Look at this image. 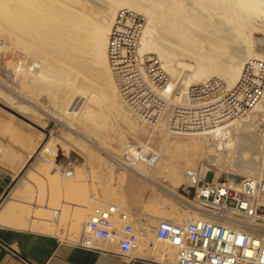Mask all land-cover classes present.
Segmentation results:
<instances>
[{
	"label": "bare ground",
	"instance_id": "obj_1",
	"mask_svg": "<svg viewBox=\"0 0 264 264\" xmlns=\"http://www.w3.org/2000/svg\"><path fill=\"white\" fill-rule=\"evenodd\" d=\"M93 8L96 9L94 13ZM260 33H264V0H0V36L6 35L9 42L13 44L28 41L29 47H31V51H29L32 55L37 52L41 55L44 54L43 57L39 55L41 56L40 60L32 59L33 66H35V69H31L33 81L49 87L50 84L55 83L52 78L50 79V72L57 76V73H54L56 72L54 67L58 66L57 72L64 71V81L61 86L58 84V87L66 89L67 93L64 92L65 98L63 93H60L63 95V99L57 97L62 103L66 101L65 108L58 100L59 98L57 100L59 104H62V108L69 117L81 113L82 110L79 112L75 111L76 109L70 110L68 105L71 103L69 101H72L70 99L73 98L74 100L78 95H82L85 99V105L83 104L85 108L84 114L81 115L85 117L78 115L81 120L85 118L83 119L85 122H87L86 119H90V121L93 119L94 121L93 117L96 115H108L111 121H117L116 125H118L119 120L125 122L127 130L135 133L137 126H139L135 122L136 120L145 125H147L145 122L154 121L152 125L154 131L161 129L160 131H165L168 135L193 136L195 141H198L193 143L188 140V142L190 141L189 144L193 143L194 146H197L194 150L197 151L201 148L205 155L213 161V164H208L202 168L201 175L198 174L199 172H192L193 175H185L180 183L173 180L172 183L162 184L153 178L154 174L166 171L169 172L166 173L167 175L172 176L175 174L174 172H177L176 167H157L158 172L154 171L153 168L138 167L139 164H136L137 167H132L133 170L153 181L151 184L152 194L148 203L145 204L152 211L151 213H162L163 215L171 213L175 217L178 214L176 210L178 203L187 202L188 197H192L190 189L194 186L193 182L198 176L204 177L208 169L216 170V176L221 178L222 173L228 171V169L223 171V167H235V170L229 172L231 180L235 182L244 176L256 177L259 175L264 162V133L262 140L259 141L260 139L257 140L256 138L259 136L257 130L254 133L258 135L255 136L251 131L253 129L250 128L253 125L251 121H255L256 118L261 119L262 125L264 123V103L262 104L264 102V51L260 52L259 50V46H264V35H256ZM10 43L9 45H13ZM46 46L49 48L47 49ZM6 47L8 48V44ZM39 56L38 58H40ZM3 58L1 57V59ZM57 59L61 61L55 63ZM124 63L127 64L124 65ZM112 64L119 69L124 67L122 73L126 81L125 84L127 88H132L127 91L126 97L132 94L129 100L136 110L146 112L143 115L144 119L133 113L118 94ZM181 68L187 69L189 72L184 74L181 72ZM23 72L27 77L25 70ZM245 75L256 77V82L261 86V89L259 90L257 87L251 98V101L253 100L251 106L243 112L241 109L239 115L236 113L238 110L234 109L235 105L229 104L227 106L229 115L235 114L236 118L233 119L232 116L228 115L224 118V121L230 118L228 123L201 127L198 131L189 130L181 134L166 131V120L170 115L169 112L174 106L181 104L183 99H186L184 95L188 93L192 85L208 83L216 77V82L220 84L217 86L220 87L221 83L224 84L222 88L217 90V95L220 96L225 91L239 87ZM58 81L61 82V80ZM79 82L90 83L94 86L98 84L99 90L81 86L78 84ZM56 91L58 92V89L55 88ZM60 92L63 91L60 90ZM61 99H65V101ZM141 102L146 104H141ZM186 103L187 101H184V104ZM128 114L136 120L131 121ZM90 121L88 125L91 124V126L88 128L91 129V134L98 133L100 126L96 125L97 121H94L95 124ZM85 128L87 129V126ZM106 129L108 130V127ZM106 129L104 130L106 131ZM79 130L81 129L79 128ZM113 130L120 135L119 138L122 137L123 133L119 125L115 126ZM96 135L98 136V134ZM114 136L112 135V137ZM50 137L49 139H51ZM124 139L126 138L124 137ZM256 140L259 142L257 143ZM190 145L184 143L180 146L184 152L188 146L191 148L192 145ZM180 146L177 143L176 152ZM192 148L194 147L192 146ZM67 149L69 153L70 149ZM46 150L48 148L44 146L41 151ZM122 151L120 149V155ZM166 151L169 152L170 149ZM53 153L57 156L60 155L56 150ZM68 153L66 155H69ZM78 164L74 168V174L67 177L68 181L59 183L56 180L57 173L55 172L54 178L50 180L51 183L53 181V184H50L49 195L46 194V198H44V194L39 193L40 189L37 190L39 195L35 203L45 205V212L48 209L53 216L49 220L42 221L44 219L42 214L33 211L31 214L33 219L30 220L32 222L29 225L24 223L20 227H30L37 232H51L60 236L59 227L67 223L70 215L72 217L71 227L76 230L81 227L83 222L81 219L85 209H87V202L84 203V199L82 202L79 201V196L87 176L82 175V167L85 165ZM241 168L245 169V175L239 171ZM184 169H188V167H184ZM46 175L48 174L46 173ZM190 176H194V179L189 178ZM27 180L35 182V178L32 176H28ZM45 180L48 181V179ZM154 185L166 188V195L155 191ZM28 190L32 191L31 189ZM57 190H60L61 194L56 199V196L53 197V193L55 191L57 193ZM30 193L32 194V192ZM102 193H105L104 190ZM16 195L17 193L12 192L9 202L3 208V213L12 212L15 209L11 202L19 200ZM90 196L92 197V195ZM70 208L72 211H69ZM15 210L19 211V216L23 215V211L20 209ZM165 218H169V216H165ZM174 221L181 220L178 218ZM254 224L264 227V213Z\"/></svg>",
	"mask_w": 264,
	"mask_h": 264
},
{
	"label": "rangeland",
	"instance_id": "obj_2",
	"mask_svg": "<svg viewBox=\"0 0 264 264\" xmlns=\"http://www.w3.org/2000/svg\"><path fill=\"white\" fill-rule=\"evenodd\" d=\"M93 7H96V6L93 5ZM95 11L96 9L93 8V13ZM2 35L0 36V54H1L0 59L1 57L2 58L4 57V58L0 60V163L10 173L7 176L6 184H4L3 186L2 199L3 201L9 202L10 195H12V192L17 193L16 197L19 198V200L17 202L15 201H12V202L10 201V202L15 207V209H20V211H23V215L19 216L18 215L19 211L17 212L15 209H13L12 212H8L11 216H13L14 220L17 221L16 224L23 226L22 224L26 223L27 225H29L30 222H32L30 220L33 219V216L31 215L33 214V211L37 214L39 213L42 214V216L44 217L42 221L44 220L46 221L47 219L49 220L51 216H53V214L48 209L45 212V209H44L46 208L45 205H42V204L37 205L35 202L40 192L44 194L45 196L44 198H46L47 195H49V186L50 184H53V181L51 183L50 180L51 178H54L53 177L54 174L57 173L56 180H58L59 183L69 180L67 177H62V175H60V173L58 172L57 166L63 165L65 163H70V162L74 166H78L79 165L78 163H80L82 166L85 165V167H82V175L87 176V179L85 180L86 183L82 185L84 188L82 189L81 195L79 196V201L82 202L84 199L83 202L84 203L87 202L86 204L87 209H85V213L81 219V222L82 221L83 222L81 223V227L78 230L71 227L70 225V222L72 219L71 215L68 218L67 223L59 227V234L61 238L67 237L70 240H76L83 228V224H84V221L88 213L93 209L94 206L101 204L103 202H116L126 207H129L130 209L139 213L150 226L156 225L159 219L174 220V219L179 218V220L183 221V220L188 219L193 214H198V211H201L200 203L197 200H195L192 196V197H188L187 202L178 203V206L176 208V210L178 211V214L176 217L174 215H171V213H167V214L165 213V215H163L162 213H157V214L151 213L152 211L149 210L145 206V204L148 203V200L150 199V196L152 194L151 184H153V181L150 178L132 169V167L138 166L136 164H139L138 167L153 168V170L156 172H158L157 167H176L177 172L173 171L175 174L172 176L167 175L169 172H166V171L154 174L153 178L162 184L172 183L173 180L178 181L180 183L181 180L184 179L185 175L192 174V172L194 173L199 172L198 174L201 175L202 168L208 164H213V161L205 155V153L201 150V148L197 150L198 152L194 150L196 145L194 146L193 143H195L197 140L195 141L193 136L191 137L188 135H184V136L168 135L165 133V131H160L161 129H157L154 131L152 127L142 124L141 122H139L138 120L130 116L129 114L128 115L130 116V120L131 121L136 120L135 122H137L139 125L137 126L135 133H131L129 130H127L125 122H121L119 120L118 125L121 128L122 133H123L122 137L119 138L118 136L120 135L118 133H115L113 130L115 126H118L115 124L117 123V121L115 122L111 121V118L108 115L107 116L98 115L99 117L96 115L97 117L95 116L93 118L97 121L96 122L94 120L96 122V125L100 126L99 132L96 133L100 137H98L96 134H91V129H89L91 124L88 125L90 119H86L87 122L83 120L85 118H82L83 121L81 120V117H85L81 115V114H84V108H85L84 106L85 99H83L82 95H78L75 98L76 100L75 99L73 100V98L70 99L72 101H69V103L71 102L70 104L68 103L69 104L68 108L70 110L76 109L75 111L77 112H79V110L80 111L82 110L81 113L79 112L75 114L76 116L73 115V117L72 116L69 117L67 112H65V110L63 109L66 106L65 104L66 101L65 99L62 100L63 99L62 97L64 95V92H66L67 90L62 87L59 88L58 84H60L61 86V83L64 81L63 80L64 71L61 70V72L60 71L57 72L58 66L55 65L57 67H54L55 68L54 70L56 71L54 73H57V76L56 74H53L50 72L51 77L50 76L49 77L50 79L52 78L53 82L55 81L57 87L55 83H53L52 85L50 84L51 86L49 85V87H47L48 85L44 86L38 82L33 81L34 79L32 78L33 77L32 70L35 69V66H33L32 62L35 59L40 60L41 56L43 57L44 54L42 53L41 55L40 53L38 54L37 52L32 55V53L30 52L31 47H29L30 43L28 41L24 43L23 41L22 43L19 41L20 43L13 44L9 42V39L6 37V35L4 34ZM256 35L261 36V35H264V33L263 34L260 33ZM2 38H5V39L2 40ZM9 43L13 45H9ZM7 44H8V48L6 47ZM2 46H5V47L3 48ZM46 48L48 49L49 47L46 46ZM49 50L51 51V49ZM259 50L260 52L261 51L263 52L264 46L263 47L259 46ZM6 51L8 52L10 51V52L8 53ZM44 51L50 52L48 50H44ZM38 56L40 58H38ZM54 58L56 59L57 57H54ZM57 61H61V60L57 59L55 60V63ZM6 65H8V67H6ZM20 66L21 67L23 66V67L21 68ZM24 70H25V74H27L28 79L23 74ZM181 70H182L181 72H183L184 74L189 72V70L187 69L185 70L184 68H181ZM55 76L57 78L59 77L58 80H61V82L58 81ZM78 84L84 87L86 86L90 88H96L97 90H99L98 84L95 86L90 83H85V82H79ZM55 88L56 90L58 89V92L56 91L57 93L55 92ZM60 90L63 92H60ZM60 93L61 94L63 93V95H61ZM68 94H70V92H68ZM57 96L62 98L61 100L65 101V103L64 102L62 103L60 101V98ZM57 98H59L58 100L63 104V108H62V104L58 103ZM64 98H65V95H64ZM92 107L95 108V106H92ZM69 114L72 115L71 113ZM79 121H80V124H78ZM94 121L92 119L90 122L94 123ZM260 121H261L260 118H256L255 121L252 120L251 122L253 125L250 128V129H253L251 131L255 136L259 134V136L256 137L257 140L260 139L259 141L262 140V135L264 133L263 131L264 125H262ZM86 126H87V129L85 128ZM253 126L254 127L256 126L257 128L255 127L254 129ZM78 127L81 130H79ZM107 127H108V130L106 129ZM261 128L262 130L260 131ZM104 129H106V131ZM255 130H257L258 134L254 133ZM83 131H86L87 133ZM260 133H261V137H260ZM112 135L113 136L115 135V136L112 137ZM123 136L126 139H124ZM49 137L51 139H49ZM188 140L193 142L190 144L194 148H192V146L189 144L190 141L188 142ZM259 141H257V143ZM128 142H136L139 144L143 143V144H147L153 147L158 152L157 160L154 162V164L148 165L132 157H129V156L127 157V155L123 153V151H122V154L120 155V149L123 150V147H125ZM177 143L179 146L184 143H187L188 145L191 146L192 149L188 146L187 150H190V149L191 150L190 151L186 150L183 152L182 146H180L179 150L176 152L175 149L177 148H175V146L177 145ZM44 146H47L48 150L43 151L45 152L43 154L41 150L44 148ZM67 148L70 149L69 153H68ZM74 148L77 150H75ZM168 149H170L171 152L166 151ZM55 150L60 155L58 156L57 154L55 155L53 153V151ZM67 153L69 155H66ZM165 154L168 156H166ZM170 154H173V155H170ZM182 154H185V155L183 156ZM62 158H66V159H62ZM51 162H53L54 164H52ZM184 167H188V169H184ZM211 170H213L216 173V170L208 169L207 171L209 172L206 175L207 181H211L214 176V172ZM222 170L227 171V172L222 171L223 172L222 176L223 177L226 176L229 178V172L232 170H235V167L227 166L225 168L223 167ZM239 171L243 175H245L244 173L245 169L241 168ZM46 173L48 175H46ZM28 176H32L33 178H35V182H30L29 180H27ZM45 176H47V178H45ZM244 177H248V176H244ZM189 178L194 179V176L193 177L190 176ZM45 179H48L49 182ZM200 180H201V176H198L195 182H193L194 183L193 187H195L199 183ZM27 188L31 189L32 191L28 190ZM86 188H87V191H86ZM154 188H155L154 190L157 191L159 194L166 195L167 193L166 188L160 185L159 186L154 185ZM39 189L40 190L44 189L42 190L44 193L40 191ZM102 189L105 192L104 194L102 193L103 192ZM37 190H39V193ZM30 192H32V194ZM55 192L53 193L54 194L53 197L56 196L55 198L57 199L58 196L61 194V192L60 190L59 191L57 190V193ZM88 192L91 193L90 195H92V197L89 195ZM35 205L36 207H40V208L42 207V208L41 209L36 208V207L34 208ZM147 210L148 212H146ZM69 211H72L71 208ZM147 213H149L150 215ZM24 216L25 217L27 216V217L25 218ZM165 216L167 217L169 216V218H165ZM170 254L171 255L169 256V259L171 261H174L175 259L174 251H171Z\"/></svg>",
	"mask_w": 264,
	"mask_h": 264
},
{
	"label": "built area",
	"instance_id": "obj_3",
	"mask_svg": "<svg viewBox=\"0 0 264 264\" xmlns=\"http://www.w3.org/2000/svg\"><path fill=\"white\" fill-rule=\"evenodd\" d=\"M112 70L118 94L133 113L144 119L146 112L136 110L129 100L132 94L126 97L132 88L125 84L124 67L119 69L112 64ZM256 79L245 75L239 87L220 96L217 90L224 84L217 86L220 84L216 77L208 83L192 85L184 95L186 99L169 112L166 131L181 134L228 123L230 118L226 121L224 118L229 115V104L235 105L238 115L241 109L243 112L251 106L254 92L257 87L261 89ZM229 116L236 118L235 114ZM145 123L152 127L154 121ZM123 153L148 165L158 158V152L143 143L128 142ZM74 168L71 163L57 167L63 177L72 176ZM208 172L193 191V198L200 203L198 214L183 221L159 219L156 225L150 226L129 207L103 202L88 213L78 238L72 241L85 249H105L112 245L124 257H131L141 246L158 248L165 260H169L170 252L174 251L175 259L169 261L170 264H264V227L254 224L264 213V162L258 176L243 177L238 183L222 180L214 171L212 180L207 181Z\"/></svg>",
	"mask_w": 264,
	"mask_h": 264
},
{
	"label": "crops",
	"instance_id": "obj_4",
	"mask_svg": "<svg viewBox=\"0 0 264 264\" xmlns=\"http://www.w3.org/2000/svg\"><path fill=\"white\" fill-rule=\"evenodd\" d=\"M9 174L0 163V189ZM2 193L0 191V264H170L171 260L162 259L157 248L141 246L131 257H124L112 245L105 249H85L67 237L37 232L30 227L24 229L16 224L13 216L3 213L8 201H3Z\"/></svg>",
	"mask_w": 264,
	"mask_h": 264
},
{
	"label": "water",
	"instance_id": "obj_5",
	"mask_svg": "<svg viewBox=\"0 0 264 264\" xmlns=\"http://www.w3.org/2000/svg\"><path fill=\"white\" fill-rule=\"evenodd\" d=\"M221 179H222V180H225V179H231V178H230V176H229V178L226 177V176H224V177L222 176ZM240 180H241V179H240ZM240 180H239V181H240ZM239 181H238V182H239ZM6 182H7V180L4 182V184H6ZM234 182H235V181H234ZM238 182H235V183H238ZM190 190H191V195L193 196L194 187L192 186ZM0 191H3V189L1 188Z\"/></svg>",
	"mask_w": 264,
	"mask_h": 264
}]
</instances>
